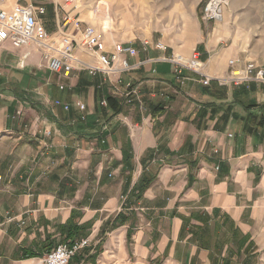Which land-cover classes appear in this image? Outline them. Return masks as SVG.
<instances>
[{
    "label": "crops",
    "instance_id": "0c3cea01",
    "mask_svg": "<svg viewBox=\"0 0 264 264\" xmlns=\"http://www.w3.org/2000/svg\"><path fill=\"white\" fill-rule=\"evenodd\" d=\"M15 3L43 5L56 31L60 0ZM191 29L166 50L132 41L133 68L110 78L64 77L0 42V264H35L70 231L90 245L69 264H264V83L203 84L240 54L216 25ZM176 50L201 74L177 80L162 59Z\"/></svg>",
    "mask_w": 264,
    "mask_h": 264
},
{
    "label": "built area",
    "instance_id": "2783aa9c",
    "mask_svg": "<svg viewBox=\"0 0 264 264\" xmlns=\"http://www.w3.org/2000/svg\"><path fill=\"white\" fill-rule=\"evenodd\" d=\"M227 0H207L202 8L201 17L205 21H216L222 18V10ZM5 0H0V42L9 41L13 47L22 48L32 46L39 54L41 63L52 73L70 76L75 70L84 69L91 75L97 73L110 78L122 72H128L133 65L128 61V56H135L137 48L131 41L113 42L107 45L103 33L97 27L83 23L75 14V0H61L58 5L62 12L60 23L55 32H50L44 25L42 17L45 14L43 5L15 3L10 9L5 6ZM150 44L148 39L142 41L143 48ZM154 47L166 50L167 46L157 41ZM29 51L24 53L28 57ZM92 57L93 61L82 57ZM174 65V75L181 79L183 70L200 73L203 62L197 52L189 56L171 52L169 56L162 57ZM228 70L222 76L206 75L201 79L203 84H208L212 79H217L224 84L244 86L252 82L264 83V64H259L252 59L240 60L237 57L228 59ZM126 95L131 93V83H125ZM59 89H65L64 84ZM101 105L106 106V99L101 100ZM54 106L69 110L70 105L60 99H55ZM80 111L85 106L80 101L75 102ZM80 119H85L82 114ZM89 244L88 238L62 242L54 246L35 264H69L71 259Z\"/></svg>",
    "mask_w": 264,
    "mask_h": 264
},
{
    "label": "rangeland",
    "instance_id": "374dc122",
    "mask_svg": "<svg viewBox=\"0 0 264 264\" xmlns=\"http://www.w3.org/2000/svg\"><path fill=\"white\" fill-rule=\"evenodd\" d=\"M105 1L111 12L110 22L104 23L102 20L105 13L101 0H75V10L80 20L85 19L82 25L87 23L102 31L107 38V45L127 41L136 43L150 37L154 43L162 40L168 46L185 45L186 28L191 35L193 24L199 20L207 24L206 32L216 25L214 33L215 38H221L220 46L236 50L240 60L252 59L264 64V0H227L222 18L216 21H205L201 17L207 0ZM92 11H95L94 17L89 15ZM175 54L185 57L178 50ZM118 251L128 255L125 250L118 248L110 251V254H118ZM127 264L132 263L127 260Z\"/></svg>",
    "mask_w": 264,
    "mask_h": 264
},
{
    "label": "bare ground",
    "instance_id": "6f19581e",
    "mask_svg": "<svg viewBox=\"0 0 264 264\" xmlns=\"http://www.w3.org/2000/svg\"><path fill=\"white\" fill-rule=\"evenodd\" d=\"M102 1V4L104 5V13H105V15H104V17L102 18V20H103V22L104 23H106L107 21L108 22H110L109 21V19L111 18L110 17V13L111 12H109V6H108V3H107V1H105V0H101ZM111 1V0H110ZM113 2V1H112ZM111 5V4H110ZM113 7V6H112ZM118 7V6H117ZM96 9V8H95ZM103 9V8H102ZM98 11V10H97ZM95 12V11H94ZM93 11H92V14L90 13L89 15L91 16H93L94 17V15H96L95 13H94ZM94 13V14H93ZM122 14V13H121ZM88 15V16H89ZM127 15V14H126ZM99 17V16H98ZM103 36H104V34H103ZM104 38H105V41H107V39H106V37L104 36Z\"/></svg>",
    "mask_w": 264,
    "mask_h": 264
},
{
    "label": "trees",
    "instance_id": "16d2710c",
    "mask_svg": "<svg viewBox=\"0 0 264 264\" xmlns=\"http://www.w3.org/2000/svg\"><path fill=\"white\" fill-rule=\"evenodd\" d=\"M66 236H67V238H72L70 241L77 240L76 238H73L74 237V231L68 232Z\"/></svg>",
    "mask_w": 264,
    "mask_h": 264
}]
</instances>
